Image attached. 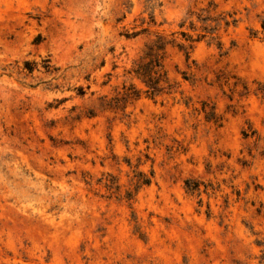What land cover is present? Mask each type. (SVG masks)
I'll list each match as a JSON object with an SVG mask.
<instances>
[{"label": "rangeland", "instance_id": "374dc122", "mask_svg": "<svg viewBox=\"0 0 264 264\" xmlns=\"http://www.w3.org/2000/svg\"><path fill=\"white\" fill-rule=\"evenodd\" d=\"M0 264H264V0H0Z\"/></svg>", "mask_w": 264, "mask_h": 264}, {"label": "trees", "instance_id": "16d2710c", "mask_svg": "<svg viewBox=\"0 0 264 264\" xmlns=\"http://www.w3.org/2000/svg\"><path fill=\"white\" fill-rule=\"evenodd\" d=\"M164 46L165 43L162 38H157V40L147 48L148 52L143 58V60L147 59V61L137 64L136 69L133 71L134 75L144 83L147 88L146 92L151 98L164 92L170 93L172 88L170 84H168L166 74L161 64L162 57L159 55V52L164 49ZM179 48L183 49L182 46H179ZM186 57L188 58V53H186ZM35 67V62H24V69L29 73H31ZM206 118L208 120L213 119V113H207ZM149 182L150 180H143V184L147 185Z\"/></svg>", "mask_w": 264, "mask_h": 264}]
</instances>
